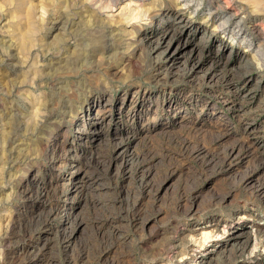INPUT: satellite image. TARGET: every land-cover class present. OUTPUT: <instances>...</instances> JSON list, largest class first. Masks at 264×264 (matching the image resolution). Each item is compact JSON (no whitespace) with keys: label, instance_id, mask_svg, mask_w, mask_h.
I'll return each mask as SVG.
<instances>
[{"label":"rangeland","instance_id":"1","mask_svg":"<svg viewBox=\"0 0 264 264\" xmlns=\"http://www.w3.org/2000/svg\"><path fill=\"white\" fill-rule=\"evenodd\" d=\"M209 1L0 0V264H264V0Z\"/></svg>","mask_w":264,"mask_h":264},{"label":"bare ground","instance_id":"2","mask_svg":"<svg viewBox=\"0 0 264 264\" xmlns=\"http://www.w3.org/2000/svg\"><path fill=\"white\" fill-rule=\"evenodd\" d=\"M112 2L110 3L111 5H114L115 4V2L117 1V0H111ZM123 1H126V3L121 7V9H130V10H132V11H136V9L141 5L140 3H138L140 0H123ZM169 2H171V3H174V4H176V5H180V7H178L177 9H183V7H187L188 5H194V7H195V9H198V7L201 5V3H202V0H168ZM108 2V1H107ZM214 5V6H216V7H220L222 10H223V12L225 13V15H223V17L224 16H226L225 17V19L224 20H226V21H223V22H220V24H219V27L221 28V31H228L229 33H231L232 35H238V30H237V26H238V23H234V25H228L227 26V23H228V19L229 18H231V16H233L234 14H233V11L231 10V6H230V4H229V2H228V0H210L209 2H208V5ZM264 4V3H263ZM111 5H109V6H107L108 8L111 6ZM154 7V6H153ZM208 7V6H207ZM140 8V7H139ZM208 10L210 9V8H207ZM122 10V11H123ZM121 11V12H122ZM139 11V10H138ZM137 12V11H136ZM169 11H167L166 12V14L168 13ZM208 12V11H207ZM131 13V12H130ZM131 14H133V13H131ZM208 14H210V11H209V13ZM135 16H137V14H135ZM167 16V15H166ZM127 17H130V15L129 16H127ZM221 17V16H220ZM178 18V17H177ZM240 18V17H239ZM137 18H127V19H125V21L127 22V23H133V22H135V20H136ZM179 19V18H178ZM150 20V19H149ZM234 20V19H233ZM161 21H162V18H161ZM218 25V24H217ZM237 25V26H236ZM255 25V24H254ZM141 26V25H140ZM241 26V25H240ZM263 27V26H262ZM264 28V27H263ZM142 30V27L141 28H139L138 29V31L137 32H140ZM235 30H237V31H235ZM240 30V29H239ZM165 32V31H164ZM216 32V31H215ZM258 32V31H257ZM213 33V32H212ZM262 33V32H261ZM163 34V33H162ZM242 34V33H241ZM164 36V35H163ZM160 37V36H159ZM249 39V38H248ZM111 40V39H110ZM108 41V40H107ZM117 41V40H116ZM261 48V47H260ZM113 59V58H112ZM196 60V59H195ZM190 66V65H189ZM191 67H194V64H193V66H191ZM160 69V68H159ZM188 69V68H187ZM189 69H191V68H189ZM172 72V71H171ZM159 73V72H158ZM183 73V72H182ZM162 74V73H161ZM171 74V73H170ZM213 74V73H212ZM232 74V73H231ZM194 75V74H193ZM218 75V74H217ZM211 76V75H210ZM229 76V75H228ZM162 78H164V77H162ZM204 82V81H203ZM215 83V82H214ZM66 101V100H65ZM57 103V102H56ZM62 103V102H61ZM168 105H170V103H168ZM55 106H57L56 104H55ZM60 108V107H59ZM53 109V108H52ZM55 111V110H54ZM242 111V110H241ZM52 112V111H51ZM97 118V117H96ZM97 120V119H96ZM95 122V121H94ZM91 130V129H90ZM123 135V134H122ZM126 135V134H125ZM119 137V136H118ZM111 138V137H110ZM112 138H113V136H112ZM186 144H188V143H186ZM184 148V147H183ZM186 148V147H185ZM255 148V147H254ZM55 149V148H54ZM201 149V148H200ZM250 149H252V148H250ZM117 155H118V153H119V150H120V148H117ZM222 150V149H221ZM231 150V149H230ZM157 151V150H156ZM149 152V151H148ZM198 152H199V150H198ZM229 152V151H228ZM83 153V152H82ZM153 153V152H152ZM155 154H156V152H154ZM197 153V152H196ZM95 154H96V151H95ZM123 154V153H122ZM218 154V153H217ZM224 153H222L221 154V156L223 155ZM91 155V154H90ZM146 155H147V153H146ZM216 155V154H215ZM226 155V154H225ZM89 157V156H88ZM137 157V156H136ZM141 157V156H140ZM148 157H150V156H148ZM217 157V156H216ZM87 158V157H86ZM109 158V157H108ZM131 158H132V156H131ZM130 158V159H131ZM225 158V157H224ZM73 159H75V158H73ZM78 159V158H77ZM102 159V158H101ZM122 159V158H121ZM85 160V159H84ZM90 160V159H89ZM95 160V159H94ZM105 160H106V158H105ZM137 160V159H136ZM211 160V158L209 159V161ZM77 161V160H76ZM97 161V160H96ZM213 161V160H212ZM88 162V161H87ZM103 162V161H102ZM101 162V163H102ZM98 163H99V161H98ZM100 163V164H101ZM135 163V162H134ZM203 163V162H202ZM86 164V163H85ZM89 164V163H88ZM103 164H105V161H104V163ZM138 164V163H137ZM205 164V163H204ZM213 164V163H212ZM93 165V164H92ZM102 166V165H101ZM211 166V165H210ZM89 167V166H88ZM126 167V166H125ZM128 168V167H127ZM101 169H103V168H101ZM101 169H99V170H101ZM139 171V170H138ZM141 171V170H140ZM93 172V171H92ZM97 176V175H96ZM34 179V178H33ZM147 183V182H146ZM71 184V183H70ZM259 186H260V184H259ZM58 211V210H57ZM66 220V219H65ZM72 225V224H71ZM68 226H69V224H68ZM62 229V228H61ZM213 231V230H212ZM222 231V230H221ZM60 232H62V230L60 231ZM222 233V232H221ZM223 233H224V229H223ZM63 234V233H62ZM65 234V233H64ZM63 234V235H64ZM70 234V233H69ZM68 234V235H69ZM110 234V233H109ZM108 234V235H109ZM227 234V233H226ZM62 235V236H63ZM101 235V234H100ZM107 235V234H106ZM238 235H240V234H237V235H234L233 237H236V236H238ZM217 236V235H216ZM208 238V237H207ZM210 238V237H209ZM214 239V238H213ZM260 240V239H259ZM256 242H258L257 240H256ZM102 243V242H101ZM254 244H255V242H254ZM257 244V243H256ZM107 246V245H106ZM185 247V246H184ZM182 248V247H181ZM242 248V247H241ZM241 250V249H240ZM239 250V251H240ZM242 251H243V249H242ZM33 252V251H32ZM99 252V251H98ZM237 252H238V250H237ZM31 253V252H30ZM35 254V253H34ZM170 255V254H169ZM168 255V256H169ZM75 256V255H74ZM81 258H82V256H80ZM27 258V257H26ZM17 259V258H16ZM24 260V259H23ZM71 260V259H70ZM231 260V259H230ZM233 260V259H232ZM227 261V260H226ZM12 262V261H11ZM10 264V263H9ZM17 264H22L21 262H19V263H17ZM23 264H39L35 259H33L32 257H31V260L29 259V263H23ZM53 264V263H52ZM71 264V263H70ZM217 264V263H216Z\"/></svg>","mask_w":264,"mask_h":264}]
</instances>
